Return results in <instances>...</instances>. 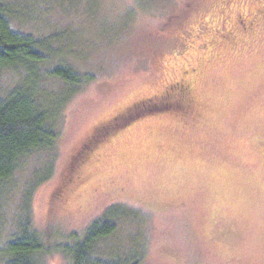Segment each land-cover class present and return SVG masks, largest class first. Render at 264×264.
Returning a JSON list of instances; mask_svg holds the SVG:
<instances>
[{
    "label": "rangeland",
    "instance_id": "rangeland-1",
    "mask_svg": "<svg viewBox=\"0 0 264 264\" xmlns=\"http://www.w3.org/2000/svg\"><path fill=\"white\" fill-rule=\"evenodd\" d=\"M93 3L44 0L45 20L20 26L63 31L58 45L76 54L61 59L94 76L62 110L54 171L31 197L33 227L55 245L118 204L125 216L109 252H133L131 241L144 248L141 264H264V0ZM19 4L35 16L33 0ZM181 77L192 98L185 113L167 98V108L146 112ZM126 109L128 126L87 142ZM35 165L3 201L5 220ZM43 257L65 262L59 251Z\"/></svg>",
    "mask_w": 264,
    "mask_h": 264
},
{
    "label": "trees",
    "instance_id": "trees-1",
    "mask_svg": "<svg viewBox=\"0 0 264 264\" xmlns=\"http://www.w3.org/2000/svg\"><path fill=\"white\" fill-rule=\"evenodd\" d=\"M19 1L0 0V263L46 264L43 256L59 251L64 264H141L142 245L128 241L129 248L135 246L134 251L129 250L128 254L124 247H115L114 252H109L106 245L118 230V220L125 216L117 214L118 204L109 205L81 232L71 233L67 240L55 245L48 243L44 234L32 225L31 197L34 188L54 171V151L59 138L62 110L78 89L94 76L91 72H77L72 64L61 59L64 53L76 54L69 46L58 45L66 42L63 31L35 35L31 31L21 30L20 26L25 23L45 20L38 15L44 0H33L37 10L34 17L28 9V14L22 10ZM89 1L92 4L95 2ZM61 37L64 39L60 40ZM183 72L186 75L191 70ZM155 96L160 99L150 97L154 102L147 104L146 112L167 108V102L162 100L167 98L169 104L173 103L172 106L178 109V114L185 113L188 102L179 100L175 94L172 97L169 88ZM116 116L100 123L99 132L104 134L92 136L87 142L98 143L107 136L109 138L110 131L119 126L112 123ZM131 116L128 113V120L119 118L117 122L122 126L127 125L131 123ZM32 159L38 160L39 165L27 168L28 174L21 180L23 186L19 187L21 195L15 213L11 219L5 220L3 201L16 189L20 183L17 181L19 173ZM130 209L128 221L135 213L134 208ZM5 221L11 224L10 232L3 237L1 231Z\"/></svg>",
    "mask_w": 264,
    "mask_h": 264
},
{
    "label": "flooded vegetation",
    "instance_id": "flooded-vegetation-1",
    "mask_svg": "<svg viewBox=\"0 0 264 264\" xmlns=\"http://www.w3.org/2000/svg\"><path fill=\"white\" fill-rule=\"evenodd\" d=\"M240 21H241V23H244V22H245V20L242 19L241 17H240ZM187 81H188L187 79H185V81H184V78L181 77V78H179V80H178L176 83L172 84V86H171L169 89H172V90H174V91L177 92V94H176V95H177L176 98H179V100H180V99L186 100V102L189 103V101H191L192 98H190V95H187V93L190 94V93H189L190 85H189V83H188ZM185 89H187V90H186L187 92L184 91ZM181 92H183L185 95H184L183 93H181ZM183 95H184V96H183ZM186 95L189 96V97H186ZM185 97H186V98H185ZM119 118L125 119V121L128 120V109H126V110H124V111H121V113H119V114L115 117L114 122H112V123H113V124H114V123H118L117 120H118ZM127 126H128V123H127Z\"/></svg>",
    "mask_w": 264,
    "mask_h": 264
}]
</instances>
